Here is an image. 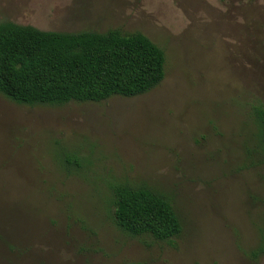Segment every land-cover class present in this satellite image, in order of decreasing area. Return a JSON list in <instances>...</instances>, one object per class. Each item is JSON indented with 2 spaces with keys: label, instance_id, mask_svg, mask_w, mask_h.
<instances>
[{
  "label": "rangeland",
  "instance_id": "obj_1",
  "mask_svg": "<svg viewBox=\"0 0 264 264\" xmlns=\"http://www.w3.org/2000/svg\"><path fill=\"white\" fill-rule=\"evenodd\" d=\"M141 32L148 92L25 105L0 93V264H264V0H0V22ZM70 160V162L68 161ZM169 196L172 242L114 220L117 183Z\"/></svg>",
  "mask_w": 264,
  "mask_h": 264
},
{
  "label": "trees",
  "instance_id": "obj_2",
  "mask_svg": "<svg viewBox=\"0 0 264 264\" xmlns=\"http://www.w3.org/2000/svg\"><path fill=\"white\" fill-rule=\"evenodd\" d=\"M166 62L164 49L141 32H60L0 22V93L19 104L140 95L162 82ZM252 113L264 145V105H255ZM113 191L114 220L123 231L167 242L181 234L182 221L169 196L127 182L115 184ZM251 255H264V234Z\"/></svg>",
  "mask_w": 264,
  "mask_h": 264
}]
</instances>
